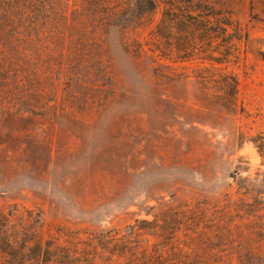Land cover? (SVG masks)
I'll list each match as a JSON object with an SVG mask.
<instances>
[{"label": "rangeland", "instance_id": "374dc122", "mask_svg": "<svg viewBox=\"0 0 264 264\" xmlns=\"http://www.w3.org/2000/svg\"><path fill=\"white\" fill-rule=\"evenodd\" d=\"M101 1L0 0V247L264 264V23L234 4L250 38L216 63L168 52L178 34L154 52L161 8Z\"/></svg>", "mask_w": 264, "mask_h": 264}, {"label": "trees", "instance_id": "16d2710c", "mask_svg": "<svg viewBox=\"0 0 264 264\" xmlns=\"http://www.w3.org/2000/svg\"><path fill=\"white\" fill-rule=\"evenodd\" d=\"M118 6H111L108 0H102L97 9L101 16L111 17L119 14L123 6H128L127 0H116ZM243 0H136L135 5L140 17H153L162 9V18L156 28L151 31L150 41L154 52L162 51L161 39L168 34L171 40L178 34V41L170 46L168 52H174L178 57H192L197 54H207L210 61L226 62L231 55H235L243 40L248 41L250 33L245 31L241 23L235 19L234 4ZM122 3V4H120ZM250 16L264 23V0H248ZM122 7H121V6ZM218 54V56L216 55ZM228 84L237 90L238 82L232 76L224 78ZM230 80V81H229ZM232 80V82H231ZM235 94V92H234ZM5 237V235H3ZM0 247V252L7 255L4 264H32L26 259V253L18 251L8 242ZM37 260L47 262L52 258L49 248L37 249ZM141 264H202L197 261H182L168 259L162 255L149 257ZM229 264H256L252 258H238Z\"/></svg>", "mask_w": 264, "mask_h": 264}]
</instances>
